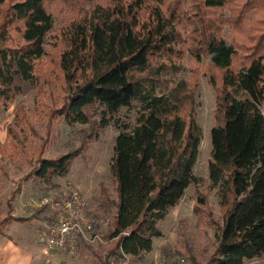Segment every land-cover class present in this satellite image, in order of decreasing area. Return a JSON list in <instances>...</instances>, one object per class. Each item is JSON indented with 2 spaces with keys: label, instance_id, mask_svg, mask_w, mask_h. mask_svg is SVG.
Instances as JSON below:
<instances>
[{
  "label": "trees",
  "instance_id": "1",
  "mask_svg": "<svg viewBox=\"0 0 264 264\" xmlns=\"http://www.w3.org/2000/svg\"><path fill=\"white\" fill-rule=\"evenodd\" d=\"M61 1L80 11L58 36L55 65L65 95L57 111L63 120L86 122L83 106L98 103L108 113L100 119L104 125L119 107L139 105L132 123H115L109 160L115 196L102 190L99 202L113 208L106 234L114 240L102 250L100 264L148 251L151 238L161 234L158 220L196 182L191 167L201 131L191 90L182 79L171 85L162 76L175 70L171 58L183 50L193 59L209 55L217 70V79L207 78L215 104L206 173L221 218L211 221L215 245L205 264H242L264 253V117L258 107L264 100V0ZM227 3V16L216 11ZM45 4L0 0L3 104L21 83L36 82L34 64L54 26ZM223 24L229 36L220 31ZM11 26L19 40L7 43ZM78 153L70 148L38 156L30 172L46 180L64 176ZM196 199L206 203L200 193ZM95 224L93 218L92 231ZM0 235L9 236L2 229ZM168 252L160 245L161 254Z\"/></svg>",
  "mask_w": 264,
  "mask_h": 264
},
{
  "label": "rangeland",
  "instance_id": "2",
  "mask_svg": "<svg viewBox=\"0 0 264 264\" xmlns=\"http://www.w3.org/2000/svg\"><path fill=\"white\" fill-rule=\"evenodd\" d=\"M229 4L216 11L227 16ZM45 5L52 12L54 26L45 36L46 52L34 64L36 82L21 83L19 93L9 103L0 102V229L13 240L21 239L27 243L36 253L37 264H100L102 250L111 247L114 240L106 234L111 226L113 208L105 210L99 202L102 190L112 199L115 196L109 169L115 123H132L139 105L132 101L129 106L119 107L104 125L99 122L107 118L108 113L103 112V106L98 103L83 106L86 122L67 123L63 120L57 111L65 95L55 65L57 50L62 46L58 36L60 29L80 11L61 0H46ZM220 31L224 36L231 32L227 24H223ZM10 33L7 43L19 40L12 26ZM171 59L175 70L169 69L162 76L171 85L181 79L186 82L192 94L194 117L201 131L191 167L196 182L188 183L163 218L158 220L161 234L151 238V248L140 257L127 255L130 264H155L159 260L162 264H205L215 245L211 221L221 218L216 189L208 186L206 173L210 148L208 130L214 120L212 110L215 104L214 88L207 83V78L213 76L217 79V70L209 55L193 59L183 50ZM258 107L264 117V100ZM70 148H77L79 153L71 159L64 176H52L46 180L30 172L31 164L38 156L52 157ZM63 190H71L66 192L68 196L74 191L84 200L81 209L75 210L76 215L81 212L90 216L91 227L94 218L95 228L86 233V238L77 236L72 248L45 253L35 234L46 223L54 222L52 220L63 204ZM199 193L204 196L205 204L197 202ZM92 234L97 236L92 237ZM2 238L5 236L0 235ZM14 244L21 246L15 241ZM160 245L169 250L167 255L160 253ZM114 261L111 259L109 264ZM242 264H264V253L244 258Z\"/></svg>",
  "mask_w": 264,
  "mask_h": 264
},
{
  "label": "built area",
  "instance_id": "3",
  "mask_svg": "<svg viewBox=\"0 0 264 264\" xmlns=\"http://www.w3.org/2000/svg\"><path fill=\"white\" fill-rule=\"evenodd\" d=\"M71 190L61 191V195L64 197L62 200L63 204L57 210V214L52 220L54 222L46 223L36 231V240L45 253L51 250H59L60 248H72L76 240L75 238L77 236L86 238V233L91 229L90 216L81 212L76 215L75 211L81 209L84 200L79 198L78 194L74 191L71 196H68L66 192H71ZM95 236L97 235L92 234V237ZM110 264L130 263L125 255L119 257L115 263L111 262ZM155 264H162V262L159 260Z\"/></svg>",
  "mask_w": 264,
  "mask_h": 264
},
{
  "label": "crops",
  "instance_id": "4",
  "mask_svg": "<svg viewBox=\"0 0 264 264\" xmlns=\"http://www.w3.org/2000/svg\"><path fill=\"white\" fill-rule=\"evenodd\" d=\"M10 237L0 239V264H37L34 250L21 239L13 240ZM14 241L20 243L22 247L15 245Z\"/></svg>",
  "mask_w": 264,
  "mask_h": 264
}]
</instances>
